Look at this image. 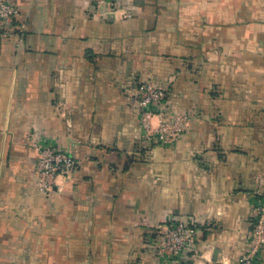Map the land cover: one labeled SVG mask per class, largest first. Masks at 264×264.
I'll list each match as a JSON object with an SVG mask.
<instances>
[{"label": "crops", "instance_id": "crops-1", "mask_svg": "<svg viewBox=\"0 0 264 264\" xmlns=\"http://www.w3.org/2000/svg\"><path fill=\"white\" fill-rule=\"evenodd\" d=\"M7 1L26 30L0 27V264H243L264 175V0ZM142 83L187 115L177 139L147 135ZM38 143L79 163L51 195ZM169 219L196 229L173 262Z\"/></svg>", "mask_w": 264, "mask_h": 264}, {"label": "built area", "instance_id": "built-area-1", "mask_svg": "<svg viewBox=\"0 0 264 264\" xmlns=\"http://www.w3.org/2000/svg\"><path fill=\"white\" fill-rule=\"evenodd\" d=\"M115 0H93L97 9L104 5H113ZM17 5L0 0V27L3 36L23 35L26 24L19 18ZM22 37V36H21ZM163 89L150 83H142L135 88V99L140 119L147 135L154 136L160 142L177 139L186 128L187 115L175 114L168 118L165 111ZM159 116V123L154 126L152 119ZM37 160L34 175L39 190L44 195H51L56 180L62 176L71 178L78 170L79 163L68 151L48 143L35 145ZM256 203L252 209L253 229L248 252L243 256V264H258L264 249V175L257 178ZM160 238V253L166 261H178L196 245V229L184 222L169 219L157 227Z\"/></svg>", "mask_w": 264, "mask_h": 264}]
</instances>
